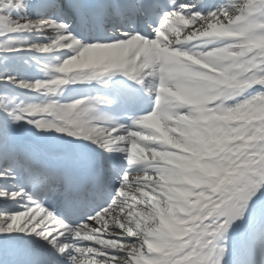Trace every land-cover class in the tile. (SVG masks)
Returning a JSON list of instances; mask_svg holds the SVG:
<instances>
[{"label":"snow or ice","instance_id":"obj_1","mask_svg":"<svg viewBox=\"0 0 264 264\" xmlns=\"http://www.w3.org/2000/svg\"><path fill=\"white\" fill-rule=\"evenodd\" d=\"M0 264H264V0H0Z\"/></svg>","mask_w":264,"mask_h":264}]
</instances>
